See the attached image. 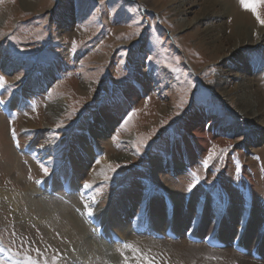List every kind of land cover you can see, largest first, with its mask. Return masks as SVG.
Here are the masks:
<instances>
[{
    "label": "rangeland",
    "instance_id": "obj_1",
    "mask_svg": "<svg viewBox=\"0 0 264 264\" xmlns=\"http://www.w3.org/2000/svg\"><path fill=\"white\" fill-rule=\"evenodd\" d=\"M174 1L0 0L1 264H264V221L256 220L264 211V140L252 139L264 127L220 95L218 76L233 63L207 49V22H197L206 5L178 8ZM225 1L245 9L240 0ZM257 11L264 20V3ZM258 47L245 51L244 63L264 95V41ZM85 84L91 88L84 92ZM122 94L130 111L103 125L101 112ZM60 100L64 110L54 116ZM200 114L214 139L189 164L169 169ZM86 126L100 141L88 161ZM97 166L103 170L94 177ZM214 203L230 209L208 213ZM250 207L259 212L251 216ZM145 215L180 239L137 234ZM240 216L248 224L243 237ZM93 217L98 226L88 222ZM102 228L121 242L100 240ZM188 230L252 236L245 243L263 260L230 245L218 252L192 244Z\"/></svg>",
    "mask_w": 264,
    "mask_h": 264
},
{
    "label": "bare ground",
    "instance_id": "obj_2",
    "mask_svg": "<svg viewBox=\"0 0 264 264\" xmlns=\"http://www.w3.org/2000/svg\"><path fill=\"white\" fill-rule=\"evenodd\" d=\"M208 3L210 4L207 5ZM186 5H191L194 7L197 5L200 6L206 5L204 8L206 9L205 12L204 13L202 12V14L198 17L197 22L199 23L207 22V26L204 31L205 37H207L206 40H209V42L206 43L209 46V47L207 46V49L213 50L212 52L214 54L213 55L214 58L217 59L222 58L224 62L231 58V61L233 63L231 67L225 65L226 69L221 71L220 75L218 76L216 86L220 91V95L223 96L227 101H237L239 112L241 114L249 118V120H253L264 127V95L259 93L258 89H256L255 79L252 76H250L251 73L247 74L246 70L248 67H246L244 63L246 50L260 49L258 47V44L259 43L261 44L262 41H264V26H261L259 23H257L254 20V18H252V15H249V13L246 12V9H240L235 11V6L232 3L230 4L225 0H175L172 4V6H176L178 8L185 7ZM183 12L184 10H179L180 14H183ZM224 18L225 20L222 22L221 20H223ZM62 20L64 26H68L69 17L63 16ZM215 20H218L217 21L218 23L217 22L215 23L214 22ZM228 29H231L230 36L226 34ZM261 53L262 51L260 52V54ZM10 65L11 63L4 64V68L8 69ZM148 87L149 86L146 85V88ZM81 88H83L84 89L83 91L85 92L86 90L90 89L91 86L89 84L88 85L85 84V86H82ZM65 103L66 100H60L52 105V112L54 116L58 115L60 112L64 110ZM131 106L132 103L126 99L125 94L115 97L110 102V104L107 107H105L104 110L101 112L103 117L100 120L101 123L108 127L110 126V124L113 123L112 120L119 122L121 118H123L124 114L130 111ZM165 110L164 108H162L161 111L165 112ZM105 116L108 118H106ZM205 117H206L205 114L198 115V117L192 123V125L189 126L190 129H189L188 138L178 148V151H176L177 153L171 165H169V169L170 168L180 169L186 164H189L190 161H193L196 158L197 152H202L209 144V140L214 139L212 136L216 133L214 127H211L212 130L211 135H208V133L205 131V129L207 128L206 121L204 120ZM47 121L49 120L47 119ZM50 122H47L45 125L40 123L46 126L47 134L50 133L51 130H53V126L51 125L52 122L51 123ZM263 133L260 135L263 136L264 135ZM262 136L261 137L256 136V138L254 137L252 139L256 140L262 138L264 140V136L263 137ZM98 138H99V131L92 126H86V134L83 136L84 147L81 148V149L84 148L85 152L83 150H81V152L82 153L84 152L83 156L85 157L86 161L92 159L93 157L92 154H94L95 152H99L98 146L100 141ZM102 170L103 168H101L100 166L95 167V169L92 171V176L97 177L102 172ZM207 203L210 204L209 200H207ZM206 208L208 213H215L216 210L219 209V213L221 212V215L227 214V210L230 209L228 208V206L225 205L221 207L217 203H214V206L212 208L211 207H206ZM241 209L242 211H245V209L243 208ZM255 209L257 210L258 208ZM255 209H252L250 211L251 216L253 214H256L253 212V210ZM259 209L261 210V208ZM257 212H259V210H257ZM183 213L184 211L182 210V214ZM259 213H261L262 215L256 214L258 215V218L256 220L261 223L262 221H264V216H263L264 211ZM240 214L241 216H243L242 213ZM241 216L240 219L242 220V224L246 226V229L239 227V232L240 233L242 232L241 234L243 237L245 231L248 232L247 230L248 224L244 223V220L241 218ZM224 217H226V215H224ZM147 218L149 219L151 225L153 226V218L149 215L146 216V219ZM76 226H78L79 229H81V231L83 232V229L85 228L84 225L82 224L80 225L77 222ZM121 227L123 228V230L126 229L122 225ZM236 228H237V224H236ZM202 229H205V227H202ZM178 231L180 233L182 232V230H178ZM199 231L200 229L198 230V232ZM199 233H201V231ZM255 234L258 233L255 232ZM223 235L220 238L224 242H228V241L232 242L234 240V238L231 237V234L223 233ZM242 237L240 238L242 239ZM247 239L248 240L250 239L249 241L251 242L253 240L252 236ZM247 239L243 238L242 240L246 242ZM260 244H261L260 246L264 244L262 240ZM219 251L228 252V248H226L225 250H218V252Z\"/></svg>",
    "mask_w": 264,
    "mask_h": 264
},
{
    "label": "snow or ice",
    "instance_id": "obj_3",
    "mask_svg": "<svg viewBox=\"0 0 264 264\" xmlns=\"http://www.w3.org/2000/svg\"><path fill=\"white\" fill-rule=\"evenodd\" d=\"M240 3L242 5V7H244L246 10H251L254 14H256L257 19L260 21V23L264 24V20L260 19L259 13L257 11L258 6L261 3H264V0H240ZM3 86H4L3 77H0V87H3ZM2 103H4V101L0 100V104H2ZM13 134H14V130H13ZM43 170L47 174V169L44 168ZM86 187H91V185H86ZM88 214L89 215L92 214L91 209H89V213ZM128 247H131V246H128ZM148 264H151V261H149Z\"/></svg>",
    "mask_w": 264,
    "mask_h": 264
}]
</instances>
